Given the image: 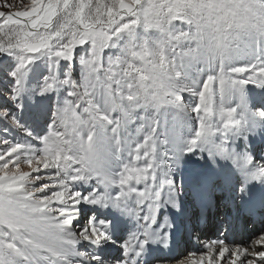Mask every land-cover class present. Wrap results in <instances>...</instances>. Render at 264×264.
Returning <instances> with one entry per match:
<instances>
[{"label": "snow or ice", "instance_id": "obj_1", "mask_svg": "<svg viewBox=\"0 0 264 264\" xmlns=\"http://www.w3.org/2000/svg\"><path fill=\"white\" fill-rule=\"evenodd\" d=\"M0 264H264V0L0 11Z\"/></svg>", "mask_w": 264, "mask_h": 264}, {"label": "rangeland", "instance_id": "obj_2", "mask_svg": "<svg viewBox=\"0 0 264 264\" xmlns=\"http://www.w3.org/2000/svg\"><path fill=\"white\" fill-rule=\"evenodd\" d=\"M30 2H31V0H7L8 4L14 5V7L12 9H9V8L3 6L5 3V0H0V11L7 12L10 10L11 11L21 10L24 6L30 5ZM44 119H45V117L40 118L41 127L43 126Z\"/></svg>", "mask_w": 264, "mask_h": 264}]
</instances>
